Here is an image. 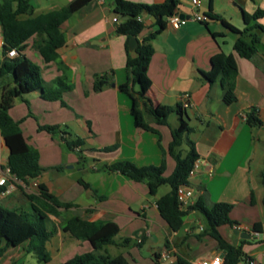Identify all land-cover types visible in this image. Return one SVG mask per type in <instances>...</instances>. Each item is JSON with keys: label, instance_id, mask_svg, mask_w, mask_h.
I'll return each mask as SVG.
<instances>
[{"label": "crops", "instance_id": "0c3cea01", "mask_svg": "<svg viewBox=\"0 0 264 264\" xmlns=\"http://www.w3.org/2000/svg\"><path fill=\"white\" fill-rule=\"evenodd\" d=\"M72 1L30 0V3L34 16H38L59 10ZM128 1L144 5L164 2ZM178 1L175 13L187 22L179 28L167 22L163 32L151 41L154 55L148 69L152 83L148 97L165 108L182 107V117L192 131L183 138L178 150L182 153L186 144L187 155L192 143L199 155L200 168L189 180L195 191L194 202L208 193L214 203L231 204L230 219L234 224L221 226L219 233L230 245L242 247L245 258L240 264H264V187L260 178L264 166V142L260 136L264 131V33L258 55L248 60L234 51L238 36L229 29L231 26L243 30V12L264 11V0H200L199 6H194L192 0ZM114 9V0H93L74 13L62 28L66 46L54 62L45 63L33 42L26 48V56L30 49L39 54L37 66L46 88H58L57 80L61 79L72 89L64 92L65 106L60 101L42 100L37 91L21 97L26 102L28 97H33L48 104L38 106L48 116L38 119L30 115L36 126L27 124L26 119L16 121L27 143L38 150L43 172L36 179L21 181L18 187L22 198L15 191L3 200L4 206L32 212L27 195H38L40 185L61 202L73 205L68 210L59 209V216L46 217L47 229L55 231L46 244L51 256L48 264H63L92 250L89 243L63 232L64 224L71 217L116 224L119 233L114 244L104 252L112 257L122 255L129 264H181L180 260L182 264H202L225 252L207 234V222L199 211L186 208L183 227L174 232L157 207V200L170 189L161 192L162 186L151 196L146 183L134 182L105 169L120 161H129L138 167L160 166L163 152H167L172 141V130L180 124V116L173 112L167 125L157 127L159 134L135 127L130 98L119 90L127 81L126 37L116 32L124 18ZM196 13H211L213 18L207 23L197 22L193 19ZM114 18H118L117 23ZM143 18L147 21L149 16L143 15ZM259 23L264 27V16ZM155 29H146L138 40L142 41ZM94 53L97 57H93ZM219 54L233 55L238 67L236 101L230 105L223 101L220 82L211 84L205 78L212 69V59ZM0 58L1 62V55ZM103 74H108L113 82L95 91L96 76ZM75 99L82 101L81 108L72 103ZM140 107L147 121L155 126L143 101ZM14 108L15 103L10 115ZM253 110L263 123L262 129L247 124V113ZM26 125L35 129L33 135ZM44 126L58 127V131L40 130ZM65 140H83V145L70 149ZM114 145L118 146L116 151H102ZM0 152L8 162L9 149L3 138ZM78 153L81 155L77 156ZM174 169V159L166 155L164 176H170ZM168 170L170 175L166 176ZM79 180L91 188H84ZM256 224L260 231H254ZM236 226L247 229L238 230ZM126 239L130 243L123 246ZM0 248L5 249L0 264L37 260L30 241L13 247L3 240ZM164 252L171 257L162 259Z\"/></svg>", "mask_w": 264, "mask_h": 264}, {"label": "trees", "instance_id": "16d2710c", "mask_svg": "<svg viewBox=\"0 0 264 264\" xmlns=\"http://www.w3.org/2000/svg\"><path fill=\"white\" fill-rule=\"evenodd\" d=\"M93 0H73L59 10L34 16L30 0H0V29L3 37L2 60L0 62V131L6 147L9 149L8 168L20 181L36 179L41 176L43 169L40 166V155L36 148L30 146L20 128L10 115L14 103L22 96L40 92V98L44 101H60L65 106L64 92L72 89L61 79L57 80L58 88H46L41 79L40 67L31 62L24 54L28 45L33 42L45 63H51L59 58V51L66 46V37L63 31L64 24L70 17ZM115 13L121 15L124 20L117 26L118 35L126 37L125 51L127 81L119 86V90L127 95L131 101V115L137 129L159 134L157 127L167 125L168 117L176 112L180 116V124L172 130V141L167 152H163V160L160 166L138 167L129 161H120L105 166L110 172H118L134 182L147 184L149 194L155 196L164 185L170 187V192L157 200V207L162 219L174 232L181 230L184 224L186 211L181 208L177 198V190L180 186H190L189 173L194 164L199 160V155L192 143L185 157L178 150L183 138L192 128L183 119L181 106L165 108L155 104L149 97L151 81L148 77V69L154 55L151 41L160 35L166 27L167 19L175 14L179 6L178 0H164L160 5H144L128 0H114ZM143 15L156 18V22L150 26L146 20L139 21ZM208 20L212 19L211 13L205 15ZM264 16V11L257 10L254 14L243 12L244 29L238 30L229 26V29L238 37L234 44V51L244 59H254L261 48V35L264 27L259 21ZM150 28H156L142 41L138 40L135 51L129 49V41L132 37L137 39ZM15 50L17 56L8 58L9 51ZM211 71L205 75L211 84L220 82L223 91L224 103L230 105L236 101L235 87L238 76V67L233 55L219 54L212 61ZM108 74L96 76L94 90L112 83ZM143 101L147 114L154 119L152 126L146 119L140 104ZM247 124L254 129H262L263 123L258 118L255 110L247 113ZM40 130L49 133L58 131V127L44 126ZM70 149L83 145V140H65ZM118 149L117 145L104 148L103 152H113ZM166 155L175 161L173 173L165 177ZM261 183L264 187V166L260 174ZM79 183L86 189L91 186L82 180ZM3 188H0V192ZM96 194V191H93ZM31 203L32 212L9 208L0 205V241L5 240L7 246L17 247L26 241H30L33 252L39 264L51 262V256L46 244L54 236V230H48L45 224L47 215L59 216V209L68 210L71 204L63 203L51 195L45 186H39L38 195H27ZM251 203H254L252 196ZM1 204V203H0ZM190 210L199 211L205 218L208 230L207 234L213 238L218 247L225 252L224 264H240L245 253L241 246H232L227 243L219 228L224 225H233L230 213L233 209L231 204L214 203L208 193L201 195L191 206ZM254 231H260L258 225ZM63 232L70 238L90 244V252L77 255L63 264H129L122 256L112 257L105 249L114 244V238L119 233V227L110 221L89 222L80 217H71L63 226ZM130 243L124 240L123 246ZM5 252L0 248V258ZM180 263L183 262L180 260Z\"/></svg>", "mask_w": 264, "mask_h": 264}, {"label": "built area", "instance_id": "2783aa9c", "mask_svg": "<svg viewBox=\"0 0 264 264\" xmlns=\"http://www.w3.org/2000/svg\"><path fill=\"white\" fill-rule=\"evenodd\" d=\"M192 3L194 6H199L200 0H192ZM193 19L196 20L197 22H202V23H207L209 21L205 15H202L200 13H196ZM138 20L144 21V18L139 17ZM114 22L117 23L118 18H114ZM167 22L175 25L176 28H179L183 26L184 24H186L187 19L185 17L182 18L178 14L175 13L174 15H172L171 17L167 19ZM2 47H3V37L1 34V29H0V55L1 56H2ZM16 56H17V52L15 50H11L7 54L8 58H14ZM0 139H2L1 131H0ZM199 168H200V165L197 161L189 173V180L190 178L194 177L197 174ZM20 183L21 181L10 172L7 162L3 160L1 152H0V188H3V190L0 192V203H2L3 200L11 196L17 190ZM177 198L181 205V208L185 210L186 208H188L194 203L195 191L190 186H186V185L180 186L177 190ZM236 229L246 230L247 228L245 226H236ZM170 257H171V254L168 252H164L162 254V259H169ZM224 258H225V253H219L216 256H214L212 259L203 261L202 264H224Z\"/></svg>", "mask_w": 264, "mask_h": 264}, {"label": "rangeland", "instance_id": "374dc122", "mask_svg": "<svg viewBox=\"0 0 264 264\" xmlns=\"http://www.w3.org/2000/svg\"><path fill=\"white\" fill-rule=\"evenodd\" d=\"M27 56L31 60L32 63H34L35 65L38 64V59H40V57H39V54L36 51H34V49H30L29 51H27ZM93 57H97V54L94 53ZM41 79L43 80L42 74H41ZM0 96H1V92H0ZM65 100L67 101V99H65ZM81 102L82 101L77 100V99L72 101V103H75L80 108H81L80 105H82ZM40 105L48 106L47 103L41 102L38 99H35L33 97H28L27 102L24 101L23 99L19 98L18 100L15 101V108L11 112V117L15 121H23L24 119H26L27 124H33V127H34V126H36V123H35V119L33 117H30L31 114H34L38 119L43 118L45 116H48V115H45L42 112V110H40L38 108V106H40ZM26 127L29 128V131H31L30 133H32V135H33L35 129L30 125H26ZM186 152H187V145L184 144L182 147V155L185 156ZM80 155H81L80 153L77 154V156H80ZM168 175H170L169 170H168V172H166V176H168ZM169 189H170V187L168 185H165L162 187L161 192L168 191ZM16 191H18V196L20 198H22V190L18 187ZM4 204H5V202H2L0 205L3 206ZM8 207H10V206H8ZM11 207H12V205H11ZM26 264H38V262L35 258H30V259H28Z\"/></svg>", "mask_w": 264, "mask_h": 264}, {"label": "water", "instance_id": "95a60500", "mask_svg": "<svg viewBox=\"0 0 264 264\" xmlns=\"http://www.w3.org/2000/svg\"><path fill=\"white\" fill-rule=\"evenodd\" d=\"M120 17H121V15H120ZM154 22H156V18L155 17H152V16H149V19L147 20L146 25L150 26ZM138 43L139 42H138V39L136 37H132L130 39V41H129V49H130L131 52L135 51V49L138 46ZM260 136H261V140L264 142V131H261L260 132ZM249 237H250L249 234H247V238H249Z\"/></svg>", "mask_w": 264, "mask_h": 264}]
</instances>
